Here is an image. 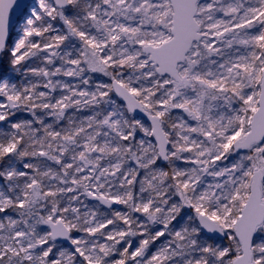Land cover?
<instances>
[{"label":"snow or ice","instance_id":"obj_1","mask_svg":"<svg viewBox=\"0 0 264 264\" xmlns=\"http://www.w3.org/2000/svg\"><path fill=\"white\" fill-rule=\"evenodd\" d=\"M15 3L0 264H264V0Z\"/></svg>","mask_w":264,"mask_h":264},{"label":"water","instance_id":"obj_2","mask_svg":"<svg viewBox=\"0 0 264 264\" xmlns=\"http://www.w3.org/2000/svg\"><path fill=\"white\" fill-rule=\"evenodd\" d=\"M31 1H33V0H16V3L14 4L13 9L10 10V13H9L11 33H12L14 27H16L18 25L19 21L25 16L23 11L29 6ZM19 17H21L20 20H19ZM131 115H133V114H131ZM134 115H136V117L138 119H143L147 123L146 116H144L143 113H140L139 110H137V112ZM114 207L118 209L120 207V205H114ZM208 235L212 236V237H216L220 240L222 239L220 233H209Z\"/></svg>","mask_w":264,"mask_h":264},{"label":"rangeland","instance_id":"obj_3","mask_svg":"<svg viewBox=\"0 0 264 264\" xmlns=\"http://www.w3.org/2000/svg\"><path fill=\"white\" fill-rule=\"evenodd\" d=\"M37 4H38V0H33V1L30 2L29 6L25 9V12H24L25 16L21 19V21H20V23L18 24L17 28H16V29L13 31V33H12V38H13V39H18V38H19L17 34H18V33H21V31H22V29H23V27H24V20H25V18L27 17L28 14H30L31 9H32L33 7H35V6H37ZM58 26H59V25H57V27H58ZM93 75H94L95 78H98V79H100V80H102V81H105V82L108 81V78L102 76V74H93ZM8 77H14V76L8 75ZM65 79H69V78H65ZM113 95H114V94H113ZM114 98H115V97H114ZM27 117H28V116H26V115H22V116H21V118H27ZM18 166H19V165H18ZM120 208H122V206H120ZM120 208H119V209H120ZM261 240H264V233L258 234V235L256 236V241H257V242H260Z\"/></svg>","mask_w":264,"mask_h":264},{"label":"trees","instance_id":"obj_4","mask_svg":"<svg viewBox=\"0 0 264 264\" xmlns=\"http://www.w3.org/2000/svg\"><path fill=\"white\" fill-rule=\"evenodd\" d=\"M0 74H6L7 76H8V75H11V76H14V77L17 75L16 73L12 72V71L10 70V68H8V67L6 66V61H5L4 63H0ZM22 115L29 116L28 113H19V114H18V118H21ZM209 242H210V243L223 244V245H227V243H228V241L225 240V239L219 241V240L216 239V238H215L214 240H210Z\"/></svg>","mask_w":264,"mask_h":264}]
</instances>
